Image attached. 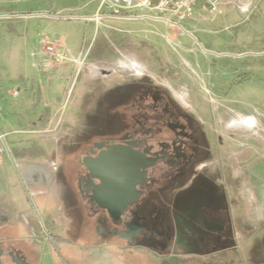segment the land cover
Listing matches in <instances>:
<instances>
[{"label":"rangeland","instance_id":"1","mask_svg":"<svg viewBox=\"0 0 264 264\" xmlns=\"http://www.w3.org/2000/svg\"><path fill=\"white\" fill-rule=\"evenodd\" d=\"M240 2L241 6L230 4L235 8L232 14L199 9L194 15L198 23L173 27L152 18L107 17L98 22L99 0H0V63L9 66L10 61L12 81L25 82L30 89L34 83L46 82L36 66L42 38L60 44L58 51L67 57L52 80L59 85L60 102L66 104L53 110L54 117L62 118V127L76 120L83 121L77 123L80 128L85 126L84 114L95 108L94 95H83L90 91L85 73L106 85L115 75L143 76L171 90L221 139L219 159L228 164L219 194L226 199L221 217L228 226L242 222V229H234L237 247L230 248L226 232L220 247L224 250H211L214 235L192 232L186 218L177 216L172 240L178 241L179 249L157 253L130 248L114 238L105 243L96 232L97 219L79 206L75 225L59 234L47 235L41 223L38 239L8 231L9 248L34 250L29 264H264V0ZM165 17L174 20L171 15ZM79 59L85 70L76 69L73 61ZM122 63L131 73L118 67ZM108 89L96 97H105ZM126 95L123 89L115 90L117 104L105 114L123 115L129 103ZM248 116L255 117L252 128L243 126ZM229 122H234L231 127ZM9 131L0 129V175L8 172L11 179L0 186L7 207L12 194L18 193L24 201L29 198L25 181L13 175V157H41L22 154L23 148L32 149L39 142L9 135ZM15 141L28 142L11 154L7 144L13 148ZM217 168L215 163L209 173ZM0 224L3 237L7 233L1 218ZM200 238L206 243L200 244ZM201 250L211 251L198 254Z\"/></svg>","mask_w":264,"mask_h":264},{"label":"flooded vegetation","instance_id":"2","mask_svg":"<svg viewBox=\"0 0 264 264\" xmlns=\"http://www.w3.org/2000/svg\"><path fill=\"white\" fill-rule=\"evenodd\" d=\"M122 64L118 67L125 69V74L131 73L127 64ZM106 86L109 89L105 97L98 99L97 94ZM88 89L84 97L94 95L95 108L84 114L85 126L81 125L75 133L70 147L72 158L64 165L65 192L74 216L72 226L82 206L89 217L97 219L96 232L105 243L114 238L130 248L169 253L179 249L178 241L174 242L172 237L178 227L177 216H184L192 232L208 231L214 235L211 250H224L220 247L225 242L226 232L230 248L237 247L234 229H242V222L228 226L221 217L226 199L219 194L228 166L219 159L221 139L212 135L200 116L188 109L171 90L143 76L131 79L129 75H115L108 85L93 78ZM117 89L127 91L125 98L129 103L123 115L111 118L105 111L117 104L118 99L113 98ZM118 146L145 157L146 168L140 169L145 174L136 187L135 200L122 212L111 213L92 199V183H101L90 180L80 160L96 159L102 152H112ZM215 163L218 168L211 174ZM198 242L206 243L203 238ZM7 244L8 241L0 240L4 264H29L30 257L35 255L31 248L27 252L22 246L9 248ZM210 251L201 250L198 254Z\"/></svg>","mask_w":264,"mask_h":264},{"label":"crops","instance_id":"3","mask_svg":"<svg viewBox=\"0 0 264 264\" xmlns=\"http://www.w3.org/2000/svg\"><path fill=\"white\" fill-rule=\"evenodd\" d=\"M223 9L231 14V11L235 10L230 4L223 5ZM197 20L194 19L188 24L195 25L198 23ZM73 63L76 69H84L81 59L74 60ZM61 65L55 66L54 70L49 68L45 72H40V77H47L46 82L38 85L34 83L30 89L25 82L12 81L10 61L9 66L0 63V129L6 127L10 129L9 135L31 138L33 142H39V145L32 149H21L24 155L41 156L40 158L13 157L15 162L14 166L11 165L13 175L18 178L19 182L20 179L25 181L30 199L24 201L18 193L12 194L11 204L7 207L3 204L6 197L0 194V218L5 223L6 233L8 231L21 232L23 237L28 234L30 238L38 239L41 235L40 223L44 226L47 235L59 234L64 227L72 226L74 223V216L65 192L67 173L64 165L72 158L73 152L70 147L74 143L75 133L80 128L77 123L81 120L72 122L69 127H62V118L54 117L53 110L61 105L64 108L66 105L59 100L61 94L59 85L52 81L59 74ZM92 79L93 76L85 73L87 89L91 86ZM85 94L86 91L83 92V95ZM27 142L15 141L13 148L6 144L12 154L13 150L27 146ZM10 181L8 172L0 175V186L3 182L9 183ZM44 217L47 221L42 219ZM10 238L11 236L7 233L0 237V240L7 242Z\"/></svg>","mask_w":264,"mask_h":264},{"label":"built area","instance_id":"4","mask_svg":"<svg viewBox=\"0 0 264 264\" xmlns=\"http://www.w3.org/2000/svg\"><path fill=\"white\" fill-rule=\"evenodd\" d=\"M240 0H101L95 19L102 22L104 18L144 19L152 18L156 21L166 22L173 27L194 20V15L199 9L212 14L223 15V5L238 4ZM171 15L174 20L165 16ZM46 48L44 49V47ZM60 44L56 45L48 38H42L36 53V66L42 72L53 65L59 66L67 58L59 52ZM41 72V71H40Z\"/></svg>","mask_w":264,"mask_h":264},{"label":"water","instance_id":"5","mask_svg":"<svg viewBox=\"0 0 264 264\" xmlns=\"http://www.w3.org/2000/svg\"><path fill=\"white\" fill-rule=\"evenodd\" d=\"M145 159L131 149L118 146L112 152H102L96 159L85 157L80 160L83 161V168L89 173L90 180L101 183H92V199L99 207L118 213L135 200L138 195L136 187L145 174L140 170L146 168ZM21 259L26 262L25 258ZM0 264H4L1 256Z\"/></svg>","mask_w":264,"mask_h":264},{"label":"clouds","instance_id":"6","mask_svg":"<svg viewBox=\"0 0 264 264\" xmlns=\"http://www.w3.org/2000/svg\"><path fill=\"white\" fill-rule=\"evenodd\" d=\"M233 123L234 122H229V124L227 125V127H231ZM244 123L247 124V125H249V126L254 125L256 123L255 117H253V116L245 117L244 118Z\"/></svg>","mask_w":264,"mask_h":264},{"label":"bare ground","instance_id":"7","mask_svg":"<svg viewBox=\"0 0 264 264\" xmlns=\"http://www.w3.org/2000/svg\"><path fill=\"white\" fill-rule=\"evenodd\" d=\"M243 126L248 127V128H252L253 125L249 126V125H247V124H245V123L243 122Z\"/></svg>","mask_w":264,"mask_h":264}]
</instances>
